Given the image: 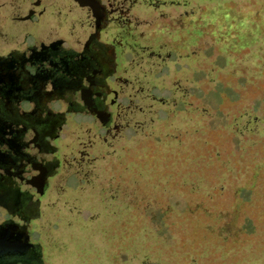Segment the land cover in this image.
<instances>
[{
  "label": "rangeland",
  "instance_id": "1",
  "mask_svg": "<svg viewBox=\"0 0 264 264\" xmlns=\"http://www.w3.org/2000/svg\"><path fill=\"white\" fill-rule=\"evenodd\" d=\"M122 2L124 128L68 116L77 172L31 242L47 264H264V0ZM55 17L3 21L0 51L66 35Z\"/></svg>",
  "mask_w": 264,
  "mask_h": 264
},
{
  "label": "flooded vegetation",
  "instance_id": "2",
  "mask_svg": "<svg viewBox=\"0 0 264 264\" xmlns=\"http://www.w3.org/2000/svg\"><path fill=\"white\" fill-rule=\"evenodd\" d=\"M123 5L0 0V23L36 24L53 11L69 27L64 36L0 51V264H47L29 231L62 190L64 169L77 172L79 154L65 153L68 116L106 132L124 128L118 57L135 31Z\"/></svg>",
  "mask_w": 264,
  "mask_h": 264
}]
</instances>
